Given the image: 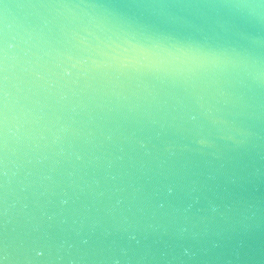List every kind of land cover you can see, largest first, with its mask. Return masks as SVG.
<instances>
[{
  "label": "snow or ice",
  "instance_id": "obj_1",
  "mask_svg": "<svg viewBox=\"0 0 264 264\" xmlns=\"http://www.w3.org/2000/svg\"><path fill=\"white\" fill-rule=\"evenodd\" d=\"M0 8V264H247L254 253L250 156L257 139L264 161V0H0ZM10 8L19 10L25 37L15 56ZM35 34L103 85L162 101L182 137L203 146L229 142L231 155L197 163L191 173L200 192L213 190L216 199L185 195L191 176L171 168L140 177L139 206L113 205L110 197L93 202L82 192L73 207L55 211L54 193L46 206L35 199L27 67ZM90 41L107 52L87 55ZM162 191L167 210L153 208ZM149 212L163 231L98 226ZM260 213L264 224V195ZM92 219L97 223L89 227ZM260 255L264 264V228Z\"/></svg>",
  "mask_w": 264,
  "mask_h": 264
},
{
  "label": "water",
  "instance_id": "obj_2",
  "mask_svg": "<svg viewBox=\"0 0 264 264\" xmlns=\"http://www.w3.org/2000/svg\"><path fill=\"white\" fill-rule=\"evenodd\" d=\"M21 2L23 0H9L12 4ZM2 11L0 8V15ZM18 11L8 10L11 42L17 46L10 50V56L16 55L25 39L17 27ZM89 43L87 55L107 52L97 49L91 41ZM28 47L27 67L32 75L33 98L29 117L32 127L30 183L35 199L46 206L47 198L54 193L55 211L73 207L82 192L88 193L93 202L110 197L108 202L113 205L123 201L125 208L129 204L139 206L144 193L140 177L146 178L150 169L160 168H171L191 176L184 185L185 195L193 199L203 195L209 202L216 199L213 190L200 192L199 185L194 182L196 177L191 173L197 163L231 155L234 149L229 142L203 146L192 137H182L172 126L174 122L162 101L151 97L136 98L118 87L103 85L89 68L61 54L41 34L33 35ZM184 121L191 123L188 115L184 116ZM262 165L264 161L257 139L250 156L251 170L256 177L252 193L255 215L251 222L254 253L246 258L247 264H261L262 259ZM15 170L14 167L11 169ZM101 192L105 193L104 197L100 196ZM65 200L67 204L63 203ZM160 205L169 209V198L164 191L155 196L153 208L159 209ZM96 223L92 219L88 226ZM120 223L130 231L138 227L147 231L164 230L158 215L152 212L142 214V219L122 214L112 222L98 226L108 230ZM192 230L196 231L195 228Z\"/></svg>",
  "mask_w": 264,
  "mask_h": 264
}]
</instances>
